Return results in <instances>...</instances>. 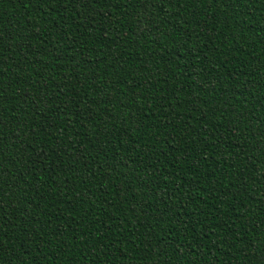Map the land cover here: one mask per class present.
I'll list each match as a JSON object with an SVG mask.
<instances>
[{"label": "trees", "instance_id": "trees-1", "mask_svg": "<svg viewBox=\"0 0 264 264\" xmlns=\"http://www.w3.org/2000/svg\"><path fill=\"white\" fill-rule=\"evenodd\" d=\"M0 264H264V0H0Z\"/></svg>", "mask_w": 264, "mask_h": 264}]
</instances>
